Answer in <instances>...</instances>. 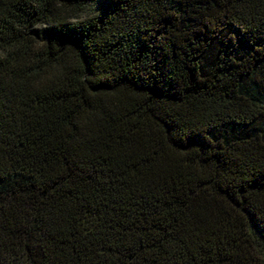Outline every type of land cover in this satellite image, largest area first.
<instances>
[{
    "label": "trees",
    "instance_id": "trees-1",
    "mask_svg": "<svg viewBox=\"0 0 264 264\" xmlns=\"http://www.w3.org/2000/svg\"><path fill=\"white\" fill-rule=\"evenodd\" d=\"M0 264H264V0H0Z\"/></svg>",
    "mask_w": 264,
    "mask_h": 264
}]
</instances>
